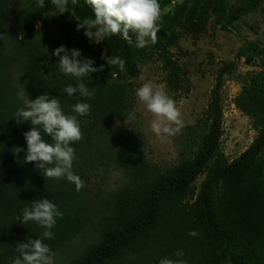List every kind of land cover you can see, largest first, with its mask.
I'll return each instance as SVG.
<instances>
[{"label": "trees", "instance_id": "trees-1", "mask_svg": "<svg viewBox=\"0 0 264 264\" xmlns=\"http://www.w3.org/2000/svg\"><path fill=\"white\" fill-rule=\"evenodd\" d=\"M44 5L37 7V0H0V264H13L19 256L17 244L29 238L43 240L52 264H159L166 257L186 264H264V51L259 45L244 41L236 55L260 67L235 101L258 130L252 144L232 161L221 155V91L223 76L231 70L227 66L218 73L205 111L207 131L198 148L179 164L163 168L148 161L139 129L113 132L117 121L124 122L134 109L131 80L140 71L135 34L130 32L132 43L119 34L107 37L106 55L124 60L125 69L111 68L103 60L94 64L104 66L102 72L81 78L93 96L85 101L90 114L77 116L82 139L70 145L75 149L72 171L84 183L77 191L66 178L45 180L34 162L25 163L24 152L16 156L12 151L27 149L24 133L32 127L30 121L18 124L14 119L23 107L19 93L33 101L45 94L56 97L69 116L77 115L72 107L82 100L63 92L69 84L76 86L75 77L48 76L54 65L51 55L59 45L38 39L36 25L60 12L52 0H44ZM257 5V0L247 2L249 9ZM229 6L228 0L177 4L161 14L157 42L148 46L164 49L168 41L177 43L179 28L195 38L205 34L209 24L230 32L235 17ZM71 12L81 21L95 18L86 0H68L66 13ZM180 72L186 79L187 72ZM41 135L52 143L42 129ZM110 170L123 177L120 188L112 191L104 184ZM42 198L63 214L51 230L53 239H44L45 229L36 223L17 221L25 207ZM190 231L197 235L190 236ZM177 250L185 255L174 256Z\"/></svg>", "mask_w": 264, "mask_h": 264}, {"label": "rangeland", "instance_id": "rangeland-1", "mask_svg": "<svg viewBox=\"0 0 264 264\" xmlns=\"http://www.w3.org/2000/svg\"><path fill=\"white\" fill-rule=\"evenodd\" d=\"M165 1H169L166 6ZM185 1L191 0H175V3L173 0H158L161 14L173 11L177 4ZM257 1V8L249 9L247 2L251 0H228L235 17L234 28L230 32L214 29L209 24L206 33L195 38L179 28V41L166 42L164 49L158 46L153 50L147 45L139 48V53L135 45V59L140 71L138 77L131 80L135 90V106L124 122L113 127L115 135H119L123 129L137 128L144 137V152L151 164L163 168L179 164L198 148L206 133L205 111L211 101L218 73L222 68L231 66L230 72L223 76L221 91L224 130L221 155L228 161L239 157L258 135L251 117L235 102L250 87V78L260 71L258 65H249L245 60L236 58L244 41H254L264 51V0ZM166 8L171 10L165 12ZM59 15L65 19L61 20ZM78 21L82 22L76 16L73 17L72 12L50 14L46 22L39 23L38 39L49 40L51 46L55 42L59 47L67 44L70 51H80L82 58L95 63L102 62L104 59L101 57L107 50L106 42L95 44L89 41L84 35L86 29L77 31ZM69 27L71 28L68 29ZM50 60H54V65L48 76H60L62 72L57 67V57L51 55ZM180 71L187 72L186 79L181 77L183 73ZM148 82L164 84L166 94L176 102L182 126L173 136L157 138L151 129L153 116L136 96V90ZM202 180L203 177L198 179V186ZM104 181L106 190L112 191L120 188L123 177L121 173L110 170Z\"/></svg>", "mask_w": 264, "mask_h": 264}, {"label": "clouds", "instance_id": "clouds-1", "mask_svg": "<svg viewBox=\"0 0 264 264\" xmlns=\"http://www.w3.org/2000/svg\"><path fill=\"white\" fill-rule=\"evenodd\" d=\"M72 2L75 4L77 0ZM86 2L93 8L95 18L78 21L77 31L86 29L84 35L89 41L100 44L106 41L107 37L119 34L132 43L131 32L135 34L138 48L157 42V33L160 31L157 22L161 19L158 0H86ZM67 3L68 0H52V4L61 14L67 12ZM44 6V0H37V7ZM170 10L164 9L165 12ZM36 27L39 29L40 25L37 24ZM53 54L57 57L59 72L77 80L75 87L69 84L63 88V92L69 97L78 95L82 98L81 102L72 107V111L77 115H65L60 100L56 97L50 98L45 94L33 101L24 99L23 92L19 93L18 98L23 101V107L17 110L14 119L18 124L30 121L32 127L30 131L24 133L27 149L15 147L12 151L16 156L24 152L25 163L34 162L45 180L66 178L75 184L77 191H80L84 183L72 171L75 149L70 145L82 139L77 116L90 114L91 106L85 101L93 96V92L86 87L81 78L102 72L104 66L95 67L93 60L82 58L81 52L76 49L69 52L65 46L58 47ZM101 58L111 68L119 66V69L124 71L125 61L119 57H108L104 54ZM165 87L164 84L148 82L136 90L138 100L153 116L152 131L161 139L175 135L182 126L176 102L166 94ZM41 129L44 134L51 137L52 143L44 141ZM62 215L54 202L42 198L32 202L31 207H25L22 210V217L18 216L17 221L23 225L34 222L45 229L42 233L44 239H53L54 233L51 230L56 224V218ZM189 235L195 237L197 232L190 231ZM15 250L19 256L14 259L13 264H52L50 248L40 238H29L27 242L18 243ZM173 255L182 258L185 254L182 250H177ZM159 264H186V261L166 257L161 259Z\"/></svg>", "mask_w": 264, "mask_h": 264}]
</instances>
